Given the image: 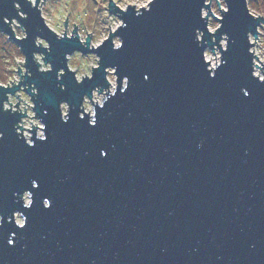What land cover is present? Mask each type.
<instances>
[{"label": "water", "instance_id": "obj_1", "mask_svg": "<svg viewBox=\"0 0 264 264\" xmlns=\"http://www.w3.org/2000/svg\"><path fill=\"white\" fill-rule=\"evenodd\" d=\"M19 2L29 35L13 41L32 73L25 83L40 89L36 111L48 139L28 147L13 129L19 116L0 112V215L28 217L24 229L0 227V264H264V83L250 76L245 37L260 20L244 0H229L221 31L232 43L215 79L194 39L203 0H157L141 17L111 7L128 25L117 33L125 45L113 51L109 40L95 50L101 67L82 84L67 71L57 81L56 70L65 67V53L89 50L76 38L57 39L36 9ZM4 16H16L12 0H0V31L11 36ZM37 35L51 44V73L38 72L32 60L45 52L34 45ZM105 66L128 76L129 87L90 127L78 117L79 102L106 86ZM14 90L0 89V99ZM61 100L72 105L67 123ZM25 189L34 194L30 209L13 197Z\"/></svg>", "mask_w": 264, "mask_h": 264}, {"label": "clouds", "instance_id": "obj_2", "mask_svg": "<svg viewBox=\"0 0 264 264\" xmlns=\"http://www.w3.org/2000/svg\"><path fill=\"white\" fill-rule=\"evenodd\" d=\"M32 8L39 12V18L43 27L54 34L57 39H78L80 45L89 51L85 54L80 50L65 53V67L56 70V79L61 81L66 71L73 74L77 84L86 80H92L94 71L100 69L102 58L95 50L100 49L105 42L111 41L113 51L122 49L125 40L118 35V30L127 28V23L121 16L113 14L110 9L114 5L122 13L129 8L134 9L136 17L150 13L157 0H88L85 4H73L71 6L58 3L57 0H25ZM247 14L259 19L255 32L247 31V55L250 57V76L258 83H264V11L257 12L252 9V0H244ZM12 7L16 16L2 17L3 23L8 25L11 36L7 32L0 31V89H15L13 92H6L5 98L0 99V112L18 115L19 119L13 124V129L18 138H21L28 147H34L37 141L46 142L47 125L41 115L36 111L37 97L40 89L35 83H25L32 73L27 65V56L15 41H23L28 38L26 27L20 22L27 18V13L22 10L19 0H12ZM69 11H64V8ZM57 9L60 15L57 16ZM230 11L229 0H203L199 9L200 20L203 21L202 28L194 30V39L201 47V60L205 71L210 79H215L217 71L227 61L224 54L229 51L232 37L227 31H221L224 27L225 15ZM70 12V15H69ZM19 17V19H17ZM66 25V26H65ZM219 35L217 36V34ZM36 48H42L45 52H33L32 60L37 65L40 73H51L53 64L46 61V52H51L50 42L43 36L37 35L34 38ZM87 60V65L81 63ZM148 80L149 76L144 75ZM105 85H96L90 92L83 94L79 102L78 117L81 120L87 118L88 125L94 127L97 123V112L102 110L107 102L118 93L124 94L129 87V77L120 76L115 66L104 67ZM61 91H66L67 86L58 83ZM245 97L251 95L247 88H241ZM60 120L67 123L70 119L72 105L67 100L58 103ZM44 115L47 110L44 109ZM4 132L0 131V140H3ZM101 156H106V150H101ZM32 188H37L39 182L31 181ZM13 197L21 203L23 209H30L34 204V194L30 189L22 192H13ZM43 207H51V200L44 197ZM28 217L21 210H14L10 216L0 215V227L5 223H12L19 229L27 226ZM16 232H11L7 240L8 246L15 245Z\"/></svg>", "mask_w": 264, "mask_h": 264}, {"label": "rangeland", "instance_id": "obj_3", "mask_svg": "<svg viewBox=\"0 0 264 264\" xmlns=\"http://www.w3.org/2000/svg\"><path fill=\"white\" fill-rule=\"evenodd\" d=\"M57 2L58 3H62L64 5L71 6L73 4H85V3H88V0H57ZM251 7H252L253 10H255L257 12L264 11V0H252ZM64 11L68 12L69 9L66 7V8H64ZM112 13L116 14L114 12H112ZM59 15H60V9H57V16H59ZM69 15H70V12H69ZM14 43H16V42H14ZM81 63L84 64V65H87L88 61L87 60H82Z\"/></svg>", "mask_w": 264, "mask_h": 264}]
</instances>
